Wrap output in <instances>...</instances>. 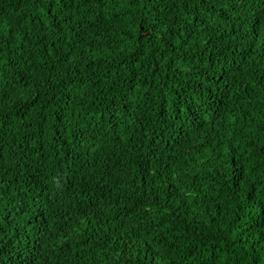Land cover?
<instances>
[{"label":"trees","instance_id":"1","mask_svg":"<svg viewBox=\"0 0 264 264\" xmlns=\"http://www.w3.org/2000/svg\"><path fill=\"white\" fill-rule=\"evenodd\" d=\"M0 264H264V0H0Z\"/></svg>","mask_w":264,"mask_h":264}]
</instances>
